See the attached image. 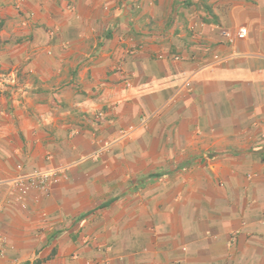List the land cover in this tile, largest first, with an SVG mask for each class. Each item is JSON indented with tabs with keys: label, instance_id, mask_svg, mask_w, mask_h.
Segmentation results:
<instances>
[{
	"label": "crops",
	"instance_id": "1",
	"mask_svg": "<svg viewBox=\"0 0 264 264\" xmlns=\"http://www.w3.org/2000/svg\"><path fill=\"white\" fill-rule=\"evenodd\" d=\"M0 264H264V0H0Z\"/></svg>",
	"mask_w": 264,
	"mask_h": 264
},
{
	"label": "built area",
	"instance_id": "2",
	"mask_svg": "<svg viewBox=\"0 0 264 264\" xmlns=\"http://www.w3.org/2000/svg\"><path fill=\"white\" fill-rule=\"evenodd\" d=\"M223 35L232 41V37L229 32L224 31ZM49 176L50 174L45 172L34 173L27 177V182L30 187L39 188L46 191L48 188Z\"/></svg>",
	"mask_w": 264,
	"mask_h": 264
},
{
	"label": "clouds",
	"instance_id": "3",
	"mask_svg": "<svg viewBox=\"0 0 264 264\" xmlns=\"http://www.w3.org/2000/svg\"><path fill=\"white\" fill-rule=\"evenodd\" d=\"M227 38V37H226ZM230 41V40H229ZM231 42V41H230ZM3 74V73H2ZM4 75V74H3ZM4 77L6 78V83H9V85H10V87H14V84H15V82H16V80H15V75H13V74H11V73H7V76L6 75H4ZM18 168V167H17ZM19 169V168H18ZM40 172H45V173H47V174H50V176H49V183H48V188H47V190L45 191V193H50V185H51V183L52 182H56L57 180H58V174L57 173H54V172H52V171H40ZM40 172H36V173H40ZM31 174H34V173H31ZM31 174H28L26 177H25V179L27 180V177L29 176V175H31Z\"/></svg>",
	"mask_w": 264,
	"mask_h": 264
}]
</instances>
